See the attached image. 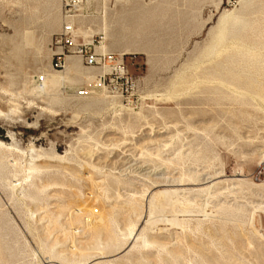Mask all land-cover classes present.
Segmentation results:
<instances>
[{
    "label": "rangeland",
    "instance_id": "374dc122",
    "mask_svg": "<svg viewBox=\"0 0 264 264\" xmlns=\"http://www.w3.org/2000/svg\"><path fill=\"white\" fill-rule=\"evenodd\" d=\"M73 15L133 83L52 67L62 0H0V264H264V0Z\"/></svg>",
    "mask_w": 264,
    "mask_h": 264
},
{
    "label": "built area",
    "instance_id": "2783aa9c",
    "mask_svg": "<svg viewBox=\"0 0 264 264\" xmlns=\"http://www.w3.org/2000/svg\"><path fill=\"white\" fill-rule=\"evenodd\" d=\"M87 0H62L64 23L58 36L55 38L54 45V64L52 67L62 69L64 60L67 56L78 57L81 62L90 68H106L107 72L98 77L99 82H112L113 80L123 81L125 86H132V79L127 71L124 70L123 59L112 53L97 52L96 48L100 46V42L91 40L87 43H77L76 31L74 29L72 18L73 13L77 12ZM96 44V46H95ZM35 81L41 84L42 76H37ZM83 95L82 92L78 93Z\"/></svg>",
    "mask_w": 264,
    "mask_h": 264
},
{
    "label": "bare ground",
    "instance_id": "6f19581e",
    "mask_svg": "<svg viewBox=\"0 0 264 264\" xmlns=\"http://www.w3.org/2000/svg\"><path fill=\"white\" fill-rule=\"evenodd\" d=\"M88 1V0H87ZM87 1L85 2V4H87ZM84 4V5H85ZM227 17H228V15H227ZM228 22V21H227ZM225 24H226V15H222L220 18H219V20H218V27H219V34H218V39H217V41H220V39H221V36L222 35H220L221 33L220 32H223L224 31V26H225ZM227 25V24H226ZM217 27V28H218ZM217 31V30H216ZM225 32V31H224ZM223 32V33H224ZM99 50V51H101V52H103V53H105L104 52V50L102 49V46H101V44H100V46L99 47H97L96 48V50ZM219 54V53H218ZM239 54H242L243 55V52H240ZM68 57H73V58H77V59H79L78 57H75V56H67L66 58H68ZM118 57L119 58H122L123 59V56H120V55H118ZM245 58V57H244ZM243 58V59H244ZM79 61H80V59H79ZM64 65H65V60H64V64H63V66H62V69L60 70V71H63V69H64ZM88 68H90V67H88ZM102 69H104L105 70V73L107 72V69L106 68H102ZM43 77V81H42V83L41 84H38L39 86H43L44 85V83H45V77L44 76H42ZM78 96H80V95H78ZM82 96V95H81ZM88 178V177H87ZM90 211V210H89ZM97 223L98 224H102V219L101 218H99L98 219V221H97ZM90 227V226H89ZM95 228V227H94ZM103 230H105V229H103ZM134 239V238H133ZM75 250V249H74ZM63 261V260H62Z\"/></svg>",
    "mask_w": 264,
    "mask_h": 264
}]
</instances>
